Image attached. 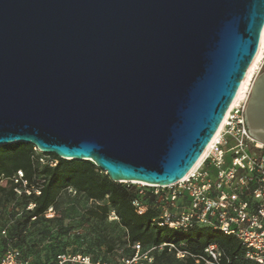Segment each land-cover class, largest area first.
<instances>
[{"label": "water", "instance_id": "1", "mask_svg": "<svg viewBox=\"0 0 264 264\" xmlns=\"http://www.w3.org/2000/svg\"><path fill=\"white\" fill-rule=\"evenodd\" d=\"M263 31L264 0H0V148L173 186L218 132ZM246 117L264 144V71Z\"/></svg>", "mask_w": 264, "mask_h": 264}, {"label": "trees", "instance_id": "2", "mask_svg": "<svg viewBox=\"0 0 264 264\" xmlns=\"http://www.w3.org/2000/svg\"><path fill=\"white\" fill-rule=\"evenodd\" d=\"M45 155L50 157L46 163L43 157L37 154L34 145L20 143L0 148V182L7 181L5 185L0 183V205L7 206L20 200L24 208L21 218H15L16 214L12 216L15 223L9 235L13 241L22 238L33 218V224L53 221L54 219H46V213L50 208L60 212L66 199L72 196L69 192L72 190L76 196H83L92 203L86 209L91 218L104 222L115 213L114 220L125 230L127 242L132 247V255L127 262L135 259L136 244L142 245L143 252L154 247L155 250L148 254V259L161 264H197V259L205 255V249L211 244H216L222 253L221 264H258L246 259L245 250L236 238L219 231L211 228L184 231L158 225L162 203L155 191L146 193L133 185L114 182L91 161H68L55 154ZM54 162L56 165L52 166ZM19 172H22V178ZM27 191H30V194ZM36 191L41 193L38 195ZM136 200L147 207L143 215L138 214L133 204ZM31 203L35 206L28 209ZM175 230L185 232L186 236L175 239L170 234V231ZM165 243L175 244L179 250L187 253L186 258L179 259L176 251L170 250L169 246L161 248ZM13 250L20 253L18 249ZM60 256L67 255L62 253L58 258ZM148 259L143 262H148ZM23 262L28 261L24 259ZM66 263L79 264V261L69 260Z\"/></svg>", "mask_w": 264, "mask_h": 264}, {"label": "built area", "instance_id": "3", "mask_svg": "<svg viewBox=\"0 0 264 264\" xmlns=\"http://www.w3.org/2000/svg\"><path fill=\"white\" fill-rule=\"evenodd\" d=\"M250 94L248 91L237 101L235 98L218 132L191 172L173 186L156 187L155 194L163 205L158 225L184 231L211 228L236 238L245 250L246 259L264 264V144L252 135L248 126L246 108ZM35 150L39 151L36 147ZM19 175L23 177L22 172ZM133 204L139 215L147 211L139 200ZM34 206L31 203L28 209ZM52 212L50 208L46 216L50 217ZM112 217L116 219L115 213ZM165 246L176 251L179 259L186 258L187 253L175 244L165 243L161 248ZM134 248L137 254L131 262H136L140 255L147 259L155 250L153 247L143 252L141 244ZM221 258L219 247L211 244L205 249V255L197 259V264H221ZM60 259L63 264L75 261L65 256ZM2 264L29 263L21 261L18 251L9 249Z\"/></svg>", "mask_w": 264, "mask_h": 264}, {"label": "rangeland", "instance_id": "4", "mask_svg": "<svg viewBox=\"0 0 264 264\" xmlns=\"http://www.w3.org/2000/svg\"><path fill=\"white\" fill-rule=\"evenodd\" d=\"M262 71H264V50L260 70L250 81V92ZM36 152L43 157L45 163L50 160L49 156L40 151ZM0 183L5 185L7 181L2 180ZM127 184L141 188L146 193L157 189L143 184ZM69 192L72 196L66 199L61 211L53 210L52 216H46V219H54L53 221L33 224L34 219H32V224L27 232L21 239L15 241L9 235V231L15 223L12 216L16 214L15 218H21L24 208L20 200L7 206L0 205V264L4 260L6 250L10 248L18 249L21 253V261L26 259L29 264H55L56 262L63 264L59 262L61 256L58 258L62 253L67 255L65 258L75 259L76 262L79 261V264H161L151 262L148 258V262H143L146 258L142 255L137 258L136 262H127V259L132 255V247L127 242L125 230L114 220L115 217L104 222L91 218L86 213V209L92 203L83 196H76L72 190ZM170 234L175 239L186 236L185 232L177 230L170 231ZM79 255L81 256L79 257ZM73 256L76 257L73 258ZM173 264L185 263L174 262Z\"/></svg>", "mask_w": 264, "mask_h": 264}, {"label": "bare ground", "instance_id": "5", "mask_svg": "<svg viewBox=\"0 0 264 264\" xmlns=\"http://www.w3.org/2000/svg\"><path fill=\"white\" fill-rule=\"evenodd\" d=\"M263 50H264V31L262 34L261 43L259 46L258 53H257L256 57L254 58L251 66L247 72V75H246V77H245V79H244V81H243V83L239 89L236 101H237V99L241 98L245 93H247L249 91L250 81L255 76V74L260 70V64H261V60L263 57ZM234 103H235V101H234ZM134 183H137V182H134ZM137 184L145 185L144 183H137Z\"/></svg>", "mask_w": 264, "mask_h": 264}]
</instances>
